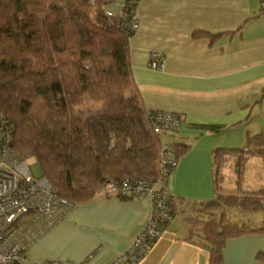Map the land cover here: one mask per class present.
I'll return each mask as SVG.
<instances>
[{"label": "trees", "instance_id": "1", "mask_svg": "<svg viewBox=\"0 0 264 264\" xmlns=\"http://www.w3.org/2000/svg\"><path fill=\"white\" fill-rule=\"evenodd\" d=\"M112 1L0 0V108L10 145L34 156L41 175L71 205L91 201L109 178L158 174L162 135L146 123L131 69L133 32L123 16L105 11ZM85 103L102 107L79 110ZM171 144L178 158L188 148ZM253 156L264 158V132L240 148L213 150L215 196L192 203L183 216L186 239L207 248L209 264L221 263L228 238L264 232V219L252 216L264 205V187L243 188ZM231 158L235 187L225 188ZM169 206L173 216L179 212L172 200ZM231 208L251 216L235 222Z\"/></svg>", "mask_w": 264, "mask_h": 264}, {"label": "crops", "instance_id": "2", "mask_svg": "<svg viewBox=\"0 0 264 264\" xmlns=\"http://www.w3.org/2000/svg\"><path fill=\"white\" fill-rule=\"evenodd\" d=\"M123 1L104 9L117 14ZM137 15L139 27L129 39L133 79L147 110L181 118L176 134L162 140L188 148L166 181L179 212L136 264H209L207 248L186 239L183 216L192 203L215 196L213 150L240 148L264 132V9L260 0H138ZM155 52L164 56L162 70L148 67ZM233 161L225 169V187H235ZM260 187L264 158L253 156L243 188ZM99 190L91 201L71 205L28 248V262L110 264L125 250L146 221L150 199L102 197ZM252 216L264 219V205ZM260 255L264 232L231 237L220 264H264Z\"/></svg>", "mask_w": 264, "mask_h": 264}, {"label": "built area", "instance_id": "3", "mask_svg": "<svg viewBox=\"0 0 264 264\" xmlns=\"http://www.w3.org/2000/svg\"><path fill=\"white\" fill-rule=\"evenodd\" d=\"M95 3V0H86ZM138 0H125L116 14L123 16L128 31L139 27ZM264 9V0H260ZM148 67L162 70L164 56L160 52L151 55ZM146 123L154 133L173 136L181 118L169 111L147 110ZM34 156L17 154L10 145L9 127L0 108V264H45L30 263L27 250L39 237L60 221L71 203L53 190L44 176H34L30 164ZM175 146L162 141L157 153V177L107 179L99 190L104 197L122 198L147 195L150 206L141 230L110 264H136L152 244L161 236L166 223L171 221L167 189V177L177 165Z\"/></svg>", "mask_w": 264, "mask_h": 264}, {"label": "rangeland", "instance_id": "4", "mask_svg": "<svg viewBox=\"0 0 264 264\" xmlns=\"http://www.w3.org/2000/svg\"><path fill=\"white\" fill-rule=\"evenodd\" d=\"M101 107H102V105L100 103L99 104H91V103L86 104L85 103L83 105L78 106V109L82 110V111H85V112H91V111L100 109ZM170 138H171L170 136L162 135V139H166L167 140V139H170ZM228 165H229V162H228ZM30 169H31V172H32V174L34 176H36V177L41 176V170H40L39 164L35 160L30 164ZM232 170H233V167H232ZM233 172H231V173H233ZM226 177H227V173L225 172V178H224L223 183H222L223 187H225L224 182L226 180ZM226 181H229V180H226ZM225 188H230V187L227 185V187H225ZM228 215L231 218V220H233L235 222H239L241 220H247L248 217L251 216V214L242 213V212L238 211L235 208H231L228 211ZM175 219L176 220H180L181 219L180 215L179 214L176 215Z\"/></svg>", "mask_w": 264, "mask_h": 264}]
</instances>
